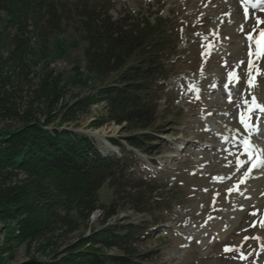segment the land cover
<instances>
[{"label": "rangeland", "instance_id": "rangeland-1", "mask_svg": "<svg viewBox=\"0 0 264 264\" xmlns=\"http://www.w3.org/2000/svg\"><path fill=\"white\" fill-rule=\"evenodd\" d=\"M59 1L108 10L115 20L128 16L164 22L172 46L165 59V78L159 80L162 90L155 99L152 126L161 130L154 134L164 143L151 156L128 147L144 163L138 175L143 184L129 186L125 192L129 195H118L106 183L88 219L77 218L73 212L74 223L62 227L50 225L47 216V203L58 198L61 181L44 175L43 169L34 173L4 169L0 216L9 205L31 204L38 211L17 208L0 218V264H27L32 259L59 262L93 249L121 257L124 253L119 248L83 244L91 234L121 224L148 226L149 236L135 247L139 254L151 253L149 264H264V167L251 169L256 178L246 181L249 161L243 145L247 137L261 141L258 145L264 148L260 138L264 137V113H253L251 122L260 130L255 135L240 123L241 113L247 114L246 100L254 96L264 105V58H251L249 75L250 45L255 51V41L264 32V1ZM6 22V14L0 12L1 29ZM30 46L32 53L25 60L31 85L18 77L11 79L16 81L12 111L21 116L35 111L44 120L47 104L34 101L32 92L52 72L61 84L58 99L48 107L55 116L51 125L68 117L62 130L83 134L94 141L101 155L120 159V146L111 140L126 147L125 138L133 132L126 123L111 121L107 102H93L113 76L102 78L88 70L86 44L70 28L53 34L48 45L35 38ZM14 47L0 39V58L10 59ZM230 72L238 82L229 80ZM8 117L0 112L1 130L21 127L18 119ZM99 133H105L103 138ZM6 188H12L9 205ZM109 207L114 212L110 216ZM21 225H25L22 231Z\"/></svg>", "mask_w": 264, "mask_h": 264}, {"label": "trees", "instance_id": "trees-1", "mask_svg": "<svg viewBox=\"0 0 264 264\" xmlns=\"http://www.w3.org/2000/svg\"><path fill=\"white\" fill-rule=\"evenodd\" d=\"M0 12L7 17L6 25L0 28V39L15 46L10 59L0 58V112L8 113L9 119H18L21 123V127L11 131L0 129V176L5 173L4 169L32 173L43 169L44 175L61 181L57 188L58 198L47 203L50 225L62 227L74 223L73 212L77 218L88 219L97 208L99 191L106 183L118 195L125 193L129 186L143 184L138 175L144 163L129 148L151 156L164 143L155 136L161 130L152 126L155 99L162 90L159 80L165 78V59L172 46L170 35L161 19H155L154 23L128 16L115 20L108 10L91 8L84 2L68 5L59 0H0ZM66 28L77 32L86 44L84 54L88 70L102 78L113 76L93 102H107L111 121L126 123L129 132H133L125 138L126 147L111 140L120 146V159L101 155L91 138L62 130L64 123L70 121L68 117L51 125L55 116L48 107L58 99L61 84L60 77L52 72L46 73V79L36 84L32 92L34 101L47 104L44 120L35 111H26L22 116L12 111L16 81L11 79L18 77L31 85L25 58L32 53V39L48 45L53 34L62 33ZM11 190L3 189L8 205L13 198L8 195ZM78 194L81 196L77 197ZM17 208L38 211L31 204H18L15 208L9 205L2 210L3 216ZM107 210L108 216L114 214L112 207ZM22 216L17 215L18 218ZM24 226L21 225L20 231ZM149 233L144 224L108 226L91 234L83 244L119 248L124 253L121 257L93 249L73 253L59 262L32 259L27 264H149L151 253L139 254L135 247Z\"/></svg>", "mask_w": 264, "mask_h": 264}, {"label": "snow or ice", "instance_id": "snow-or-ice-1", "mask_svg": "<svg viewBox=\"0 0 264 264\" xmlns=\"http://www.w3.org/2000/svg\"><path fill=\"white\" fill-rule=\"evenodd\" d=\"M260 21H258L259 23ZM262 39L255 41V51L252 50V46L250 45V51H249V75L251 76V71L253 68V60L252 57H258V58H264V32L260 33ZM249 41H253L254 37L253 35H249L248 37ZM257 72H259V69L257 68ZM229 80H236L238 82V77L235 76L234 73H229ZM249 86L252 84V80L249 79L248 81ZM246 107H247V114L241 113L240 116V123L244 125V128L248 131H252L256 125L252 121L253 113L260 112L264 113V105H261L257 103L256 98L253 96L251 97V101L248 102L245 101ZM251 122V123H250ZM244 149H245V156L248 158V161L250 163V168L247 169L248 172L251 171L252 168L256 167H264V148H261L259 145L253 144L251 142V138L246 139L244 141ZM239 189L237 188V191ZM255 215V213H253ZM261 225L264 226V222H261Z\"/></svg>", "mask_w": 264, "mask_h": 264}, {"label": "bare ground", "instance_id": "bare-ground-1", "mask_svg": "<svg viewBox=\"0 0 264 264\" xmlns=\"http://www.w3.org/2000/svg\"><path fill=\"white\" fill-rule=\"evenodd\" d=\"M251 133H253L252 131H251ZM103 135H105V133L104 134H101V133H99V137L101 138ZM99 138V139H100ZM261 139H263L264 140V138L261 136L260 137ZM260 139V140H261ZM261 141H259V143H260ZM253 143V142H252ZM254 144V143H253ZM263 145H264V141H263ZM262 145V146H263ZM261 148H263V147H261ZM250 163H248V166H247V169L248 168H250ZM261 168H263V167H256V168H252V170H254V169H261ZM255 171H250L248 174H247V176H248V179L246 180V181H252L251 179H253V178H256V174L254 173ZM257 172V171H256Z\"/></svg>", "mask_w": 264, "mask_h": 264}, {"label": "water", "instance_id": "water-1", "mask_svg": "<svg viewBox=\"0 0 264 264\" xmlns=\"http://www.w3.org/2000/svg\"><path fill=\"white\" fill-rule=\"evenodd\" d=\"M68 130V129H67ZM92 137H93V135H92ZM95 138V137H94ZM103 138V137H102Z\"/></svg>", "mask_w": 264, "mask_h": 264}]
</instances>
